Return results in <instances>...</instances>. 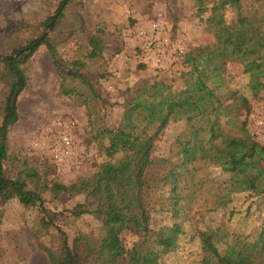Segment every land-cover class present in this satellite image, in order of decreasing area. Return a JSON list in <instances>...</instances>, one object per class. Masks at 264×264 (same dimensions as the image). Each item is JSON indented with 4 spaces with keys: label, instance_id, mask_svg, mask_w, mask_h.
<instances>
[{
    "label": "trees",
    "instance_id": "16d2710c",
    "mask_svg": "<svg viewBox=\"0 0 264 264\" xmlns=\"http://www.w3.org/2000/svg\"><path fill=\"white\" fill-rule=\"evenodd\" d=\"M73 1H60L41 21L7 19L0 27V264L26 263L23 232L49 264H201L199 43H191L180 75L179 106L168 99L173 81L150 75L127 87L114 126L99 125L94 106L110 102L101 95L105 72L89 66L105 50L100 30L59 52L72 35L58 27ZM41 46L60 78L59 95L88 109L96 125L89 142L104 157L90 177L69 184L56 180L55 165L40 170L9 153L7 133L19 120L17 99L28 84L25 65ZM150 179L158 189L149 204ZM85 217L92 224L76 228ZM131 225L143 234L141 246L123 238Z\"/></svg>",
    "mask_w": 264,
    "mask_h": 264
},
{
    "label": "rangeland",
    "instance_id": "374dc122",
    "mask_svg": "<svg viewBox=\"0 0 264 264\" xmlns=\"http://www.w3.org/2000/svg\"><path fill=\"white\" fill-rule=\"evenodd\" d=\"M60 1L0 0V27L7 19L41 21ZM194 4L195 0H74L69 5L58 28L64 35H72L59 48L60 54L75 49L76 41H85V35L97 30L105 44L104 52L89 62L90 68L105 72L106 77L100 80L101 95H110L106 106L99 101L94 106L99 125L111 127L118 122L121 104L127 99L125 90L142 77L156 74L171 79L169 101L179 106L184 100L180 75L186 70L191 43H199V12ZM79 28L81 33L76 32ZM25 68L28 84L17 99L19 120L7 133L9 153L26 158L40 170L55 165L56 180L64 184L90 177L104 157L96 142H89L96 125L90 124L88 109L59 95L60 78L44 46ZM4 116L5 110L0 108V122ZM157 189L154 179L145 184L149 204L156 199ZM81 200L76 197L70 205ZM12 214L21 220L20 211ZM91 224L92 219L85 217L76 222V228L84 231ZM22 238L28 252L25 264H49L26 233ZM123 238L128 246L143 242L140 228L134 225Z\"/></svg>",
    "mask_w": 264,
    "mask_h": 264
},
{
    "label": "built area",
    "instance_id": "2783aa9c",
    "mask_svg": "<svg viewBox=\"0 0 264 264\" xmlns=\"http://www.w3.org/2000/svg\"><path fill=\"white\" fill-rule=\"evenodd\" d=\"M165 41V40H164ZM179 49V48H178ZM65 143H66V145H69V140H66L65 139Z\"/></svg>",
    "mask_w": 264,
    "mask_h": 264
}]
</instances>
